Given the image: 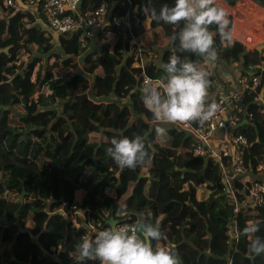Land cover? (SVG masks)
<instances>
[{"label":"trees","instance_id":"trees-1","mask_svg":"<svg viewBox=\"0 0 264 264\" xmlns=\"http://www.w3.org/2000/svg\"><path fill=\"white\" fill-rule=\"evenodd\" d=\"M223 1L231 6L239 2ZM174 2L156 0V8ZM103 5L111 19L96 35L103 40L112 30L117 40L114 45L103 43L99 51L88 52L80 48L83 29L56 39L39 25L25 26L22 18L32 17L29 10L0 0V264H76V245L87 234V226L105 211L117 218V209L124 206L130 223L137 213L150 211L164 234L160 243L175 245L182 264H264V254L249 251L252 239L264 240V206L246 203L251 186L264 176L255 171L257 163L264 162V45L247 50L233 38L222 42L218 33L214 37L215 63L253 64L262 78L259 89L244 95L241 105L246 112L240 114V124L231 128L248 138L246 162L252 172L226 185L216 160L196 155L191 140L175 127H168L164 136L156 135L149 123L151 113L138 91L143 83L137 77L140 69L133 67L139 60V49L129 43L132 35L152 50L154 42L166 39L169 49L164 62L177 50L181 56L198 60L203 69V58L179 53V40L171 39L183 22L174 27L153 21L149 27L136 0H82L74 16L78 19ZM117 15L124 17L121 23L114 21ZM263 17L264 11L260 26L256 24L261 35ZM229 19L231 30V15ZM210 30L216 32V26ZM34 45L38 54L26 64L16 63L19 48L33 51ZM81 56L84 71L78 60ZM38 63V76L33 81ZM64 68L71 69L70 76L65 82L56 80ZM145 68L151 76L164 78L156 66ZM209 79L213 92L215 79L210 75ZM37 98L51 102L53 108L39 109L32 103ZM20 106L26 113L17 112ZM16 118L19 123L14 125ZM134 134L145 136L150 143V162L136 169H120L106 156V149L114 136L131 138ZM183 161H189V169L183 168ZM224 163L228 164L227 157ZM201 186L215 192L219 208L209 211L198 198ZM232 192L237 203L230 200ZM87 195L91 198L84 219L74 227L73 210L66 206L61 211L63 203L77 200L82 204ZM249 221L258 231L246 236L243 229Z\"/></svg>","mask_w":264,"mask_h":264},{"label":"clouds","instance_id":"clouds-1","mask_svg":"<svg viewBox=\"0 0 264 264\" xmlns=\"http://www.w3.org/2000/svg\"><path fill=\"white\" fill-rule=\"evenodd\" d=\"M146 24L153 21L183 27L172 35L179 40V53H192L206 62H215L218 53L214 47V37L218 33L221 41L231 42L228 10L219 0H175L173 5L162 4L157 10L151 0L143 7ZM216 26V32L210 30ZM158 67L164 78L157 84L145 82L138 91L144 107L151 113L150 125L157 136H164L170 125H186L191 122L203 124L215 117L219 110L213 100L208 102L212 81L198 60L177 54L173 50L167 62ZM106 149L120 169H136L150 162V143L145 136H114ZM127 207H119L116 216H126ZM106 229L98 231L94 237L83 235L76 245V264H87L98 260L99 264H182L175 245L162 246L164 239L159 221L153 222L152 213H137L132 224H119L107 219ZM258 231L255 223L249 221L243 229L246 236ZM153 241H156L153 246ZM249 251L254 255L264 254V240L255 237L249 243Z\"/></svg>","mask_w":264,"mask_h":264},{"label":"built area","instance_id":"built-area-1","mask_svg":"<svg viewBox=\"0 0 264 264\" xmlns=\"http://www.w3.org/2000/svg\"><path fill=\"white\" fill-rule=\"evenodd\" d=\"M26 4L31 8V16H24L22 21L25 26L40 25L45 27L51 34L60 36L64 33H72L78 29H83V32L79 36L80 48L86 50L89 48L90 41L96 36V32L99 29L105 27L109 23L111 16H109V9L103 5L98 7L93 13L85 14L80 16L78 19L74 14H78V9L82 0H24ZM250 1V0H249ZM256 5L255 8H263L264 5L259 3L257 0H252ZM251 1V2H252ZM9 6H15L16 9H20L15 0H4ZM248 4L246 0H239L236 4ZM257 3V4H256ZM252 4V3H251ZM253 5V4H252ZM260 5V6H259ZM251 7V5L249 4ZM262 6V7H261ZM234 7V6H233ZM249 7V8H250ZM1 9V8H0ZM246 6H243L241 10L236 9L238 12L232 16V38L236 41L241 42L247 50H254L259 48L264 41H261L258 33H254L251 30L252 25L249 24L246 18H243V11L247 10ZM253 14L261 16L262 14L258 11L250 8ZM1 11V10H0ZM73 12V13H69ZM235 12V11H234ZM31 17V18H30ZM124 20L123 16L117 15L114 17L116 23H121ZM264 22V17H263ZM127 37V35H125ZM117 40L116 32L109 30L103 37V42L114 45ZM129 43L137 45L139 49V60L133 63L134 68H139L140 72L137 77L141 79L143 86L145 82H151L157 84L162 81V77L151 76L146 71V57L153 55L151 47L145 46L139 36L132 35L129 39ZM34 53L28 50L27 47L22 46L19 48L16 63L26 64L33 58ZM262 68L264 65L262 63ZM40 64L36 65L35 71L32 75V80L35 81L38 76V69ZM256 65L250 64L244 67L243 72L238 78L239 89L232 92H221L216 97L210 99L208 102L213 100L218 104L219 110L214 118L201 124L200 122H191L186 125H181L184 128H190L195 134V139L191 141V146L196 155L199 156H212L216 162L217 171L223 173L224 180L227 182L232 181L236 178L243 177L252 172V168H249L246 162V151L249 145L248 138L243 134H235L231 129L240 124V114L245 113V108L241 105L244 95L247 92H253L259 89L262 85L261 74L256 73ZM71 74L70 68H64L56 74V80L65 82ZM262 95H264V88L262 89ZM261 102L264 105V96L261 98ZM218 129H224L226 134V140L220 149H217L215 144L216 133ZM224 157L228 158V164L224 163ZM251 164V162H250ZM257 173H264V162H258L255 168ZM231 201L237 203L235 193H231ZM90 198L86 197L84 202L80 204L77 200L73 203L65 201L61 211L67 206L73 210L72 223L74 227L78 225V221L84 219V210L88 208ZM247 204L261 205L264 206V182L255 181L251 186L249 193L247 194ZM220 204L215 208H219ZM240 205H236V211H239ZM214 209V210H215ZM107 219H114L119 224L125 223L132 224L129 222L128 214L126 216L111 217L109 211L103 212V214L94 222H91L88 227L86 235L94 237V235L100 231L106 229Z\"/></svg>","mask_w":264,"mask_h":264},{"label":"crops","instance_id":"crops-1","mask_svg":"<svg viewBox=\"0 0 264 264\" xmlns=\"http://www.w3.org/2000/svg\"><path fill=\"white\" fill-rule=\"evenodd\" d=\"M219 1L222 2L223 0H219ZM250 1H252V0H250ZM15 2H16V5L20 9H25V10L31 9L26 4V2L24 0H15ZM151 2H152V5L154 7H157L156 0H151ZM252 2H254V1H252ZM147 3H148V0H136L137 6H142V9ZM222 3H224V2H222ZM222 6L225 7L224 5H222ZM41 27H43V26H41ZM43 28L45 29V27H43ZM151 37H152V39H154L155 35L153 33H151ZM103 43H104L103 40H100L98 38V36L96 35L94 38L91 39L90 45H89V48L87 49V51L88 52L99 51L100 45L103 44ZM167 43H168V41L166 39H164V40H160L158 43L154 44V50H153L154 53H153V55H151V56L149 55V57H146V60H147L146 65H154V66L157 67L158 70L162 71L158 67V65H159L160 62H164L166 57H167V52H168V49H169ZM56 46H59V44L56 43ZM262 46H263V44H262ZM32 49H33L32 52L34 54H38V46L34 45V46H32ZM82 59H83L82 56L78 58V60L80 62H81ZM83 62H84V59H83ZM263 65H264V62H263ZM202 67H203L204 71H206L209 75L213 76L214 79H215L214 81H215L216 89L213 92H210V90H209L208 101L210 99L216 97L219 93H221L223 91L232 92V91H237L239 89L238 78H239L240 74L244 70V66L240 62L228 63V62H224L223 61L221 63H215V62H206V61H204ZM88 76L90 77V75H88ZM91 82H92V80H91ZM225 87H226V89H225ZM35 100L36 99H34L32 101V103ZM43 101L45 102L44 105H43L44 106L43 109H48V108H51V107L53 108V104L51 102H49L47 100H43ZM38 107H39V105H38ZM168 127H175L182 134V137H187L191 141L193 139H195V134H194L193 130H191L190 128H184L181 125L180 126L170 125ZM225 140H226V134H225L224 129H218L217 133H216L214 146L217 149H220V147H222V145L224 144ZM182 164H183V168L184 169H189L190 168L189 161H183ZM258 174L259 175H263L264 173H258ZM258 179L262 180V179H264V176H262V177H260ZM227 184H228V182H227ZM78 195L80 196L81 194L78 193ZM197 196H198V198L201 201L205 202L207 208H209L208 204L213 202L211 209H208L209 211H213L218 206V202L219 201H217V199H215V192L213 190H211L210 188H208L207 186H201L200 188H198Z\"/></svg>","mask_w":264,"mask_h":264},{"label":"rangeland","instance_id":"rangeland-1","mask_svg":"<svg viewBox=\"0 0 264 264\" xmlns=\"http://www.w3.org/2000/svg\"><path fill=\"white\" fill-rule=\"evenodd\" d=\"M222 2H224V1H222ZM222 2H220L219 1V3L221 4V5H224L225 6V8L227 9V10H229L230 11V13L231 12H233L234 14H236L238 11L236 10V9H240L241 10V8H243V6H246L248 9L247 10H244L243 11V15H244V17L243 18H246L247 20H248V22H249V24L250 25H252V27H251V30L253 29V32L254 33H258L259 35H260V37L259 38H256V39H261V41H264V35H261L260 34V32H259V30H258V26H260V24H259V21L261 20V16H259V15H256V14H253L252 13V11H251V9L250 8H252V9H254V10H256V11H258V8H255L254 7V3L253 2H251V1H249V0H246V2L248 3V4H238V5H233V6H231V5H228V4H226L225 2V4L224 3H222ZM253 5H252V4ZM249 4L251 5V7L249 6ZM250 7V8H249ZM263 9V8H262ZM235 11V12H234ZM262 11H264V9L263 10H261L260 12L258 11V13H261L262 14ZM234 14H230L231 16H233L234 17ZM258 26H257V25ZM262 28H263V30H264V22L262 21ZM156 36H157V38H159L160 36H161V34L159 33V31H156ZM159 41H157V42H155V43H158ZM154 43V44H155ZM263 45H264V42L262 43ZM37 55V54H36ZM81 62L82 63H80L81 64V70H83L84 71V64H83V59L81 60ZM211 76V75H210ZM225 89H226V87H225ZM223 92H228V91H223ZM34 103H36L37 105H39V107L38 108H40V109H43L44 108V101L41 99V98H37L35 101H34ZM42 104V105H41ZM52 108V107H51ZM16 110H17V112L18 113H26V109H25V107L24 106H20V107H17L16 108ZM18 124L19 122H18V118H16L15 120H14V125L15 124ZM88 196V198H91L89 195H87ZM212 204H213V202H211L210 204H208V209H210L211 207H212Z\"/></svg>","mask_w":264,"mask_h":264},{"label":"water","instance_id":"water-1","mask_svg":"<svg viewBox=\"0 0 264 264\" xmlns=\"http://www.w3.org/2000/svg\"><path fill=\"white\" fill-rule=\"evenodd\" d=\"M259 3H261L262 5H264V3L262 2V0H257ZM59 36H56V39H58ZM224 183L227 185V181L224 180ZM117 222V221H116Z\"/></svg>","mask_w":264,"mask_h":264}]
</instances>
